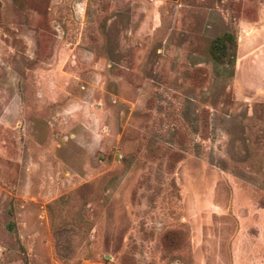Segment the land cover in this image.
I'll use <instances>...</instances> for the list:
<instances>
[{
	"label": "rangeland",
	"instance_id": "obj_1",
	"mask_svg": "<svg viewBox=\"0 0 264 264\" xmlns=\"http://www.w3.org/2000/svg\"><path fill=\"white\" fill-rule=\"evenodd\" d=\"M0 264H264V0H0Z\"/></svg>",
	"mask_w": 264,
	"mask_h": 264
},
{
	"label": "trees",
	"instance_id": "obj_2",
	"mask_svg": "<svg viewBox=\"0 0 264 264\" xmlns=\"http://www.w3.org/2000/svg\"><path fill=\"white\" fill-rule=\"evenodd\" d=\"M238 38L235 32H225L211 44L210 54L218 66H231L236 60Z\"/></svg>",
	"mask_w": 264,
	"mask_h": 264
}]
</instances>
